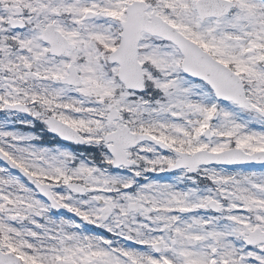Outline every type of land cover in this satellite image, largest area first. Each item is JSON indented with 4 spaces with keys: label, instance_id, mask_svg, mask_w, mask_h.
<instances>
[{
    "label": "snow or ice",
    "instance_id": "6c2138e0",
    "mask_svg": "<svg viewBox=\"0 0 264 264\" xmlns=\"http://www.w3.org/2000/svg\"><path fill=\"white\" fill-rule=\"evenodd\" d=\"M0 264H264V0H0Z\"/></svg>",
    "mask_w": 264,
    "mask_h": 264
}]
</instances>
